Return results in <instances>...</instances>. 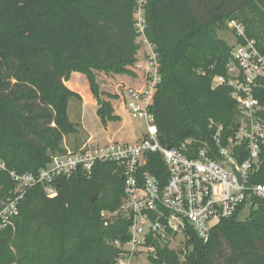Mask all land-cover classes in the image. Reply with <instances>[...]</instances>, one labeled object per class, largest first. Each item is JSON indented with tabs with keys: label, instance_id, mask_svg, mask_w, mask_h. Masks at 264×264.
Masks as SVG:
<instances>
[{
	"label": "trees",
	"instance_id": "trees-1",
	"mask_svg": "<svg viewBox=\"0 0 264 264\" xmlns=\"http://www.w3.org/2000/svg\"><path fill=\"white\" fill-rule=\"evenodd\" d=\"M136 10V0H0V162L6 167L0 208L16 190L11 172L37 175L67 151L66 138L79 132L68 117L70 100L83 102L82 88L104 123L120 119L119 96L103 90L100 75L110 88L121 82L142 88ZM144 10L146 37L159 58L152 112L160 142L175 148L192 140L213 150L210 121L225 136L239 127L232 88L213 87L216 78H228L232 51L218 33L237 20L263 46L264 0H145ZM256 97L264 105V81ZM152 156L156 166L147 170L165 172L161 158ZM250 183L264 184V147ZM53 186L54 197L40 185L29 189L12 224L0 229V264H116L121 250L115 244L130 241L132 225L120 211L119 166L98 163L92 176L76 172ZM255 204L218 224L208 243L193 236L185 261L159 248L152 263L264 264V208Z\"/></svg>",
	"mask_w": 264,
	"mask_h": 264
},
{
	"label": "built area",
	"instance_id": "built-area-1",
	"mask_svg": "<svg viewBox=\"0 0 264 264\" xmlns=\"http://www.w3.org/2000/svg\"><path fill=\"white\" fill-rule=\"evenodd\" d=\"M136 2L138 39L151 47L152 54L144 85L137 90L125 88L122 101L137 120L141 137L134 144L101 145L89 140L79 150L67 149L54 155L37 175L11 172L16 190L1 205L0 229L12 224L29 189L40 185L48 197H54L56 179L71 177L76 172L90 177L96 164L109 162L119 166L125 183L120 211L132 218L130 241L115 244L121 250L116 264H138L144 256L152 263L159 259V248L178 253L181 262L185 261L192 249L193 236L208 243L212 230L233 218L242 206L249 209L257 201L264 208V184L250 183L264 147V105L256 97L257 87L264 81V45L259 46L256 40L248 38L241 22L228 23L235 39L228 78H216L213 87L232 88L239 127L225 136L224 127L210 121V129L214 131L213 150L194 146L192 140L168 148L160 142L152 112L161 82L159 58L146 37L145 0ZM152 155L161 158L165 172L155 174L147 170L148 165L156 166ZM0 169H6L1 162Z\"/></svg>",
	"mask_w": 264,
	"mask_h": 264
},
{
	"label": "rangeland",
	"instance_id": "rangeland-1",
	"mask_svg": "<svg viewBox=\"0 0 264 264\" xmlns=\"http://www.w3.org/2000/svg\"><path fill=\"white\" fill-rule=\"evenodd\" d=\"M219 37L226 41L229 45L235 44L234 35L231 30L221 31L218 33ZM138 43L141 45V51L139 59L142 62V66L136 68L139 74L144 75V79L148 76V61L152 54V49L149 45L144 43L142 39H138ZM153 50H155L153 48ZM99 82L103 87V90L110 94H116L119 96V100L114 103L115 115L120 119L117 121L107 120L103 122L102 118L98 115L99 106L96 104L93 97L82 88L85 100L79 102L75 99L70 100L68 117L71 122L77 125L79 132L66 138L63 147L69 151H76L83 147L89 140L101 145L108 144L110 142H122V143H136L141 137V128L137 120L132 116L131 112L126 109L125 103L122 101L124 96V89L128 86L117 84L114 88H110L107 83V77L100 75ZM14 84L15 81L12 80ZM86 84L84 85V87ZM120 94V95H119ZM94 102V103H92ZM107 213H104L106 215ZM118 213L114 214L117 215ZM107 216H110L107 214ZM192 248V247H191ZM192 251V249H190ZM190 251V252H191ZM138 264H152L144 257L138 262Z\"/></svg>",
	"mask_w": 264,
	"mask_h": 264
},
{
	"label": "water",
	"instance_id": "water-1",
	"mask_svg": "<svg viewBox=\"0 0 264 264\" xmlns=\"http://www.w3.org/2000/svg\"><path fill=\"white\" fill-rule=\"evenodd\" d=\"M233 170L235 171V173L237 174V176H239V174H238V172H236L234 166H233ZM239 178H240V176H239Z\"/></svg>",
	"mask_w": 264,
	"mask_h": 264
},
{
	"label": "crops",
	"instance_id": "crops-1",
	"mask_svg": "<svg viewBox=\"0 0 264 264\" xmlns=\"http://www.w3.org/2000/svg\"><path fill=\"white\" fill-rule=\"evenodd\" d=\"M218 35H219V34H218ZM76 77H81V76H78V75H77ZM71 87L73 88V86H71ZM73 89H74V88H73ZM92 103H94V102H92ZM94 104H95V103H94Z\"/></svg>",
	"mask_w": 264,
	"mask_h": 264
}]
</instances>
